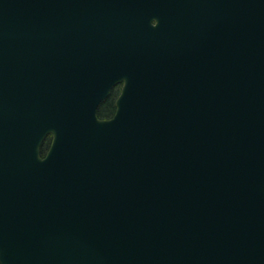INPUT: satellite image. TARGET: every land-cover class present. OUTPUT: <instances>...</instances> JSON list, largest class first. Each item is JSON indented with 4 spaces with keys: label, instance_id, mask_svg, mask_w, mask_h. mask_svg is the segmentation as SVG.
<instances>
[{
    "label": "water",
    "instance_id": "1",
    "mask_svg": "<svg viewBox=\"0 0 264 264\" xmlns=\"http://www.w3.org/2000/svg\"><path fill=\"white\" fill-rule=\"evenodd\" d=\"M0 264H264V0H0Z\"/></svg>",
    "mask_w": 264,
    "mask_h": 264
},
{
    "label": "trees",
    "instance_id": "2",
    "mask_svg": "<svg viewBox=\"0 0 264 264\" xmlns=\"http://www.w3.org/2000/svg\"><path fill=\"white\" fill-rule=\"evenodd\" d=\"M119 87L120 85H116L109 93V95L102 101L100 102L99 106L97 107V116L100 118H107L110 117L114 111H115V99L116 96L119 92ZM51 142V135L48 134L41 146H40V153L41 155H44L48 146L50 145Z\"/></svg>",
    "mask_w": 264,
    "mask_h": 264
},
{
    "label": "flooded vegetation",
    "instance_id": "3",
    "mask_svg": "<svg viewBox=\"0 0 264 264\" xmlns=\"http://www.w3.org/2000/svg\"><path fill=\"white\" fill-rule=\"evenodd\" d=\"M116 85H120V87H119V92H120V88H121V85H122V83L120 82V83H117V84H115L114 86H112V88L110 89V91L116 86ZM119 92H118V94H119ZM110 93V92H109ZM118 94H117V96H118ZM109 95V94H108ZM117 96H116V98H117Z\"/></svg>",
    "mask_w": 264,
    "mask_h": 264
}]
</instances>
